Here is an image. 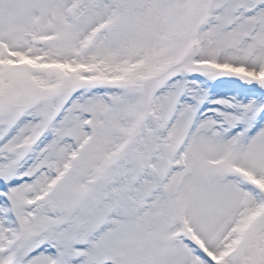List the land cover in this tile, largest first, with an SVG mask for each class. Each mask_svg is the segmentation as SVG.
I'll return each mask as SVG.
<instances>
[{"label":"snow or ice","instance_id":"1","mask_svg":"<svg viewBox=\"0 0 264 264\" xmlns=\"http://www.w3.org/2000/svg\"><path fill=\"white\" fill-rule=\"evenodd\" d=\"M0 264H264V0H0Z\"/></svg>","mask_w":264,"mask_h":264}]
</instances>
